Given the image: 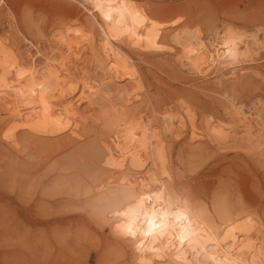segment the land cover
I'll list each match as a JSON object with an SVG mask.
<instances>
[{
    "label": "bare ground",
    "instance_id": "obj_1",
    "mask_svg": "<svg viewBox=\"0 0 264 264\" xmlns=\"http://www.w3.org/2000/svg\"><path fill=\"white\" fill-rule=\"evenodd\" d=\"M72 1L85 21L54 30L47 47L23 37V56L10 38L0 39L2 143L14 151L42 137L75 143L88 122L97 127L103 119L112 136L102 143V179L79 202L109 228L119 251L129 247L128 264H264V225L243 210L208 206L172 188L166 149V135L187 127L192 139L208 137L220 147L243 141L264 156L262 108L229 101L228 122L198 120L187 106L141 111L143 82L128 51L165 49L161 36L176 20L155 19L137 0ZM232 29L218 38L200 30L173 33L182 66L219 82L223 71L254 63L264 31Z\"/></svg>",
    "mask_w": 264,
    "mask_h": 264
},
{
    "label": "rangeland",
    "instance_id": "obj_2",
    "mask_svg": "<svg viewBox=\"0 0 264 264\" xmlns=\"http://www.w3.org/2000/svg\"><path fill=\"white\" fill-rule=\"evenodd\" d=\"M137 1L159 21L176 20L161 36L165 49L128 51L143 82L141 111L187 106L198 120L228 122L231 101L245 110L260 106L264 119V49L251 57L254 63L233 74L223 71L217 82V77L201 79L188 72L171 41L182 30L215 38L226 27L239 35L264 31V0ZM84 15L72 0H5L0 39L10 38L24 56L23 37L47 47L54 30L85 21ZM106 124L88 122L75 143L63 136L42 137L37 144L25 142L21 151L0 138V264H128L129 247L119 251L109 228L96 224L80 203L102 179V143L112 136ZM166 142L172 188L208 206L243 210L264 225V156L243 141L220 147L208 137L192 139L187 127L167 134Z\"/></svg>",
    "mask_w": 264,
    "mask_h": 264
}]
</instances>
